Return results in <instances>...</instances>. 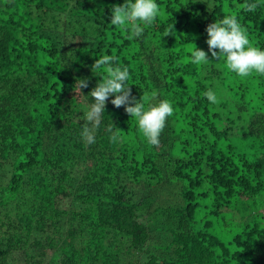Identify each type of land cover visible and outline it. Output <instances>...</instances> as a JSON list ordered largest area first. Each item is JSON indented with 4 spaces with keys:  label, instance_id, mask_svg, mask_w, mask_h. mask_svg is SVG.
<instances>
[{
    "label": "trees",
    "instance_id": "obj_1",
    "mask_svg": "<svg viewBox=\"0 0 264 264\" xmlns=\"http://www.w3.org/2000/svg\"><path fill=\"white\" fill-rule=\"evenodd\" d=\"M156 2L129 38L125 0H0V264H264V75L191 62L226 14L264 49V0ZM105 54L137 100L172 101L158 146L114 97L81 136Z\"/></svg>",
    "mask_w": 264,
    "mask_h": 264
},
{
    "label": "clouds",
    "instance_id": "obj_2",
    "mask_svg": "<svg viewBox=\"0 0 264 264\" xmlns=\"http://www.w3.org/2000/svg\"><path fill=\"white\" fill-rule=\"evenodd\" d=\"M257 7V3L245 4V10L249 12L255 11ZM160 14L161 10L156 0H125L122 5L113 6L111 24L129 31V38H137L144 33L143 26L152 25ZM206 31L208 52L195 45L191 51L192 63L197 65L208 63L210 52L211 57L216 60H225L227 69L240 77H247L253 73L264 75V49L250 42L247 29L239 22L236 15H224L222 19L208 24ZM116 60L115 56L105 54L98 57L92 65V70L97 73L103 70L107 76L106 78L101 76L102 79L89 93L94 103L83 113L85 123L81 136L86 144L95 143V131L105 112L106 102L109 97H114L111 103L116 108L124 106L130 117L137 119L138 129L147 143L158 146L166 121L174 114L173 103L169 99L151 103L156 93L142 96L138 100L133 97L128 83L129 69L127 66L116 63ZM76 87L80 92L82 88L88 87L87 78L77 79ZM204 95L209 102L218 103L213 90L209 89ZM118 137L119 131L113 133L110 139L116 142Z\"/></svg>",
    "mask_w": 264,
    "mask_h": 264
}]
</instances>
